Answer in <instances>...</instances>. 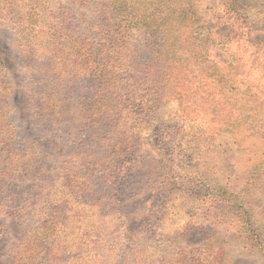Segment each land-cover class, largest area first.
Listing matches in <instances>:
<instances>
[{
	"label": "rangeland",
	"instance_id": "1",
	"mask_svg": "<svg viewBox=\"0 0 264 264\" xmlns=\"http://www.w3.org/2000/svg\"><path fill=\"white\" fill-rule=\"evenodd\" d=\"M227 1L176 0V6L194 3L196 21L186 30L182 17L177 19L181 23L172 20L179 11L167 9V44L157 50L158 40L138 23L116 36L115 24L107 25L114 19L108 12L114 13L112 0H0V59L6 71L1 80L12 83L10 90L0 83V264H9L17 246L37 228L40 208L56 205L67 167H76L74 180L83 186L72 189L73 196L71 188L66 191L70 211L61 236L75 247L60 259L84 257L94 248L108 249L105 256L112 260L115 248L108 241L126 236L141 252L142 264H175L179 255L202 244L200 222L209 225L207 205L197 201L200 193L190 192V184H205L211 196L219 186L230 193L252 190L259 216L254 224L264 227V191L259 188H264V178L253 188L251 175L263 174L264 134L249 120L251 108L263 110L264 117L263 3L240 0L247 17L242 25ZM88 51L89 56L82 55ZM57 56L64 62L59 64ZM95 68L112 75L105 78L108 82L99 79L110 104L118 102L114 98L127 103L125 115L108 116L113 122L127 116L121 122L138 140L125 155L111 149L105 153L126 170L120 183L111 174L114 185L104 186L93 173L101 169L95 162L106 140L118 135L91 125L88 110L102 83ZM52 91L72 98L60 125L30 95L34 92L37 100ZM139 95L150 100L144 109L128 103ZM242 108L249 110L242 114ZM168 125L180 133L179 141L170 144L173 150L157 136ZM75 201L92 205L76 206ZM190 214L198 225L186 226ZM210 225L216 233L203 250L206 256L211 253L210 261L200 264H217V251L222 264H264V252L247 240L238 220Z\"/></svg>",
	"mask_w": 264,
	"mask_h": 264
},
{
	"label": "trees",
	"instance_id": "2",
	"mask_svg": "<svg viewBox=\"0 0 264 264\" xmlns=\"http://www.w3.org/2000/svg\"><path fill=\"white\" fill-rule=\"evenodd\" d=\"M110 3V7L114 11V13L108 9V12L111 16H114L113 22L107 25H114L112 31L117 35L121 36V33H124L126 29H123L125 26L129 25L130 23H138L140 28L146 32L151 37H155L158 41L157 50H161V48L167 44V40H165L166 36V29L163 27L165 23L169 26L170 22L168 21L169 14L171 12L179 11L176 18L172 20L174 22L181 23L180 19L182 17V22L185 24V29H191L192 25L195 23L196 19H192L196 12V7L193 2H188L186 5H177L176 0H112ZM131 3L130 7L128 8L129 4ZM228 7L231 9L232 17H238V22H242V25H247V17L243 13L242 7L239 5L240 0H228ZM263 6L262 9L264 11V0H262ZM171 12L166 11L167 9H171ZM195 11V12H194ZM239 14L241 16H239ZM129 21V22H128ZM162 23V24H160ZM106 25V26H107ZM166 25V24H165ZM105 26V27H106ZM162 26V27H161ZM161 27V28H160ZM198 28H195L194 32H198ZM160 34H162L160 36ZM100 43V40H99ZM90 51L82 53L83 56H89ZM29 57H33L34 53L29 51ZM56 60H60L64 62L58 56ZM66 62V61H65ZM130 70H132V66L129 64L128 66ZM90 68H86L88 70ZM95 73V77L99 79L109 78L112 76L110 72L106 71L102 68H95L93 70ZM163 75H166L165 72H162ZM4 76H6L4 62L0 59V83H4L6 90H10L12 85L11 81H3ZM1 78L3 80H1ZM162 78L158 79V81H153L159 83ZM109 79H105L108 82ZM100 83L99 90L96 91L94 96V100L91 104V109L88 110L90 113V117L93 119L91 125L105 127L109 129H114V131L118 132V135L110 137L106 140V144L104 148H102L103 152L102 156L96 158V164L101 167L97 169L95 174H98L100 178L104 181V186L108 183H111L112 180L110 179L111 174L116 175L119 178V182L124 181L123 172L126 171L123 168V165L116 162L115 159L110 160L105 153L108 151H113L116 154L125 155V152L131 150L136 147L138 144V140H136L133 135L129 133V128H127L126 124L121 119L128 120L127 116H119L113 122V117L108 115H116L117 113H122L125 115L127 111V103L120 101L117 98H114L118 102L115 105L110 104L109 100L101 94V92L107 91V88L103 87V81L99 80ZM200 85V84H199ZM198 85V86H199ZM160 84L158 87L160 88ZM157 87V88H158ZM3 91L0 89V92ZM101 94V95H100ZM31 98L33 99V104L40 108L41 112H47L53 115L54 122L60 125L63 122L64 117L68 112H70L72 98L60 95L57 91H52L50 94H40V97L36 100V96L34 92H31ZM138 101L137 99L131 100L129 105L133 107H137L140 109H144L147 107V103L145 101H150L146 98V95H139ZM242 114L248 112L249 108H242ZM115 111V114H114ZM263 111V110H261ZM261 111H258L256 108H251L250 110V119L253 118L252 128L258 129L261 133L264 134V117L261 114ZM253 112H257L255 114ZM255 114V115H252ZM255 116V117H254ZM249 117V116H246ZM179 130L177 127L173 125H168L166 127H160V130L157 133L158 139L162 141V143L167 147L173 150L170 144L179 141ZM107 135H109L107 133ZM101 136H97L94 140L96 145H99V141ZM69 165V164H68ZM66 165V166H68ZM79 165V164H78ZM109 166H111L114 170L111 172ZM179 167V166H177ZM76 168V167H75ZM71 167H67L66 170H62L64 182L62 184L63 191L60 199L56 201V205L52 206L51 204H45L40 208L39 217L37 219L38 225L37 228L27 236L18 246L16 249L15 254L13 253L11 262L9 264H75L72 261L76 260L79 261L80 264H142L141 259L139 257L140 253L137 249L134 250L133 245L126 236L122 237H115L112 240L108 241V245L115 248V255L109 260L105 254L108 249H105L102 252H99L97 249L88 250V254L84 257L82 256H71L69 258H62L60 259V255L63 254H72V247H75V243L73 240L66 241L64 240V236L62 233V227L65 226L68 212L70 211L66 205V202L71 199L68 198L66 191L71 188L79 191L80 187L83 186L74 180L76 175L74 174V169ZM262 169V173L252 172L251 175L255 179L253 182L255 183V187H258V181L260 178H264V166L260 167ZM257 174H261V176H257ZM251 180V179H250ZM117 183V184H118ZM113 184V182H112ZM114 185V184H113ZM86 186V185H84ZM189 187V186H188ZM263 191L264 188L260 187ZM252 189V188H249ZM199 190V191H198ZM254 190V189H253ZM259 191V189H256ZM82 191V190H81ZM190 192L200 193V198L197 201H200L202 205H207L205 208L204 216L207 217V223L209 225L202 226V222H200V229L204 232L202 238V244L198 247H194L189 252L182 253V256H178L179 259L175 260V264H200L205 263L208 258L210 261V254L208 256L204 255L203 253H207L203 251L205 247H208V243L211 242L212 236L216 233V228L210 229V222L215 223V225H221L222 223L231 224L233 221L238 220L240 226L243 227L244 232L246 233V238L248 241L255 244V246L261 248L264 252V227L255 226L254 222L259 220V216L256 215L255 211V202L253 201L254 196L252 194V190L246 194L243 192H236L230 193L227 188H223L219 186L217 189V193L213 196L211 193L210 187L206 186L205 184L195 185L190 184L189 187ZM255 191V190H254ZM74 195V192L72 196ZM117 196V195H116ZM118 197V196H117ZM213 197V198H212ZM220 197V198H218ZM46 197L41 199H45ZM62 199H66L62 201ZM118 200L117 198H113ZM210 199V200H208ZM39 203L40 198L36 199ZM16 200L10 201L13 202ZM62 201V202H61ZM76 206L82 205H92L85 203L83 201H75ZM70 205V202H69ZM95 207H99V202H94L93 204ZM247 205V206H246ZM7 207V206H6ZM163 208V206H162ZM193 213V212H192ZM191 214L188 216V223L186 226H195L198 225L197 220H193L190 218ZM261 220V218H260ZM262 221V220H261ZM37 223V222H36ZM214 225V226H215ZM183 232V231H182ZM63 238H62V236ZM80 231L76 235V239L79 238ZM85 235H82V239H84ZM88 236L86 235V238ZM130 238V236H127ZM81 247L78 246V249ZM215 261L218 260L217 264H222V256L221 252L217 251L214 254ZM221 258V259H220ZM159 264H163L160 263Z\"/></svg>",
	"mask_w": 264,
	"mask_h": 264
}]
</instances>
